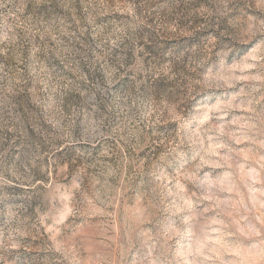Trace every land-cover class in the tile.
Wrapping results in <instances>:
<instances>
[{
	"label": "rangeland",
	"instance_id": "374dc122",
	"mask_svg": "<svg viewBox=\"0 0 264 264\" xmlns=\"http://www.w3.org/2000/svg\"><path fill=\"white\" fill-rule=\"evenodd\" d=\"M0 264H264V0H0Z\"/></svg>",
	"mask_w": 264,
	"mask_h": 264
}]
</instances>
